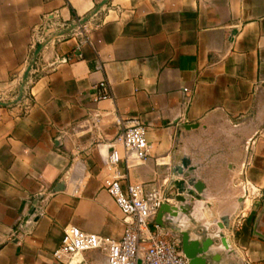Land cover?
I'll return each instance as SVG.
<instances>
[{
    "label": "crops",
    "instance_id": "0c3cea01",
    "mask_svg": "<svg viewBox=\"0 0 264 264\" xmlns=\"http://www.w3.org/2000/svg\"><path fill=\"white\" fill-rule=\"evenodd\" d=\"M101 1L0 0V90L23 77L33 34L46 40L21 99H0V264H64L53 253L67 226L122 236L103 158L134 122L152 153L128 170L118 165L122 189L169 182L171 168L189 159L204 189L184 216L186 232L202 239L197 210L213 215L204 229L228 216L237 256L216 252L214 264H264V0H108L85 23L86 39L77 36ZM102 81L110 96L94 101ZM92 112L102 116L96 129ZM242 179L260 192L247 207ZM39 197L38 220L12 238ZM80 259L105 263L98 251Z\"/></svg>",
    "mask_w": 264,
    "mask_h": 264
},
{
    "label": "built area",
    "instance_id": "2783aa9c",
    "mask_svg": "<svg viewBox=\"0 0 264 264\" xmlns=\"http://www.w3.org/2000/svg\"><path fill=\"white\" fill-rule=\"evenodd\" d=\"M87 32L86 24L79 26L76 31L77 36L84 39ZM45 42V37L35 32L31 47L34 49L38 45L44 46ZM71 60L72 57L63 58L60 62L68 63ZM100 68L98 66V69ZM96 89L94 101L110 96L105 81L100 82ZM182 93L184 103L188 104L189 90L183 88ZM88 121L92 128L96 129L102 122V116L98 112H92ZM151 153L145 127L136 122L122 127L120 133L108 143L107 153L103 158V165L112 174L104 180L103 187L123 215L125 228L122 236L119 239L103 238L82 232L75 226H67L63 229L60 246L53 253L54 259L64 264H88L80 259L82 254L98 251L105 257L104 264H189L182 250L181 235L155 223L160 206L163 203L171 205L174 201V191L166 192L168 182L164 181L160 186L151 187L127 184L126 188L122 189L125 176L119 175L118 165L122 162L128 170L133 161L145 162L151 157ZM238 188L243 203L260 197L259 190L246 180L241 181ZM22 235L19 228L10 233V236L17 240L22 238ZM76 258L79 260L74 261Z\"/></svg>",
    "mask_w": 264,
    "mask_h": 264
},
{
    "label": "water",
    "instance_id": "95a60500",
    "mask_svg": "<svg viewBox=\"0 0 264 264\" xmlns=\"http://www.w3.org/2000/svg\"><path fill=\"white\" fill-rule=\"evenodd\" d=\"M108 0H102L91 14L79 21V25L85 24L89 18L97 14L99 10L107 4ZM43 48L42 45H38L33 53V58L28 65L26 71L22 77V84L18 90V101L21 99L29 72L31 67ZM0 106H6L5 103H0ZM194 128V126H188L186 129ZM194 167L191 165L190 160L182 158L179 164L174 165L171 168V174L173 178L168 182L166 192L169 190L174 191V201L176 205H170L163 203L155 218V223L172 232L179 233L181 235V245L183 253L189 261V264H214L217 261L218 255L215 257L216 252L229 253L231 257L236 258V253L231 247V242L227 235L229 230L230 219L228 216H223L219 219L216 226V232L213 235L207 233V228L202 230L200 238L202 241L192 240L188 232L187 227H183L184 216L191 213V204L194 200L201 201L203 197L204 185L201 182H196L193 177ZM63 187L58 188L56 191L62 190ZM40 198L33 201L27 215L19 224V229L22 231H29L33 224L38 220L41 213V207L39 206ZM181 222L182 226H176ZM183 227V228H182ZM218 243V246L214 249V243ZM213 251V252H212ZM213 253V256H212Z\"/></svg>",
    "mask_w": 264,
    "mask_h": 264
},
{
    "label": "rangeland",
    "instance_id": "374dc122",
    "mask_svg": "<svg viewBox=\"0 0 264 264\" xmlns=\"http://www.w3.org/2000/svg\"><path fill=\"white\" fill-rule=\"evenodd\" d=\"M32 54L29 56V61L28 63L30 64V61L32 60ZM16 80V82L14 83V85L12 84L10 87L9 85L14 82ZM22 84V77H20V75H18L15 78H11L9 79L7 82H5V86L2 87V90H0V99L3 100L1 102H6L9 100V98H11L12 96H14L15 94L18 93L19 87ZM242 182L244 181L243 179L241 180ZM241 181L237 182V186L241 183ZM239 189V188H238ZM250 204V201L247 200L246 201V207ZM206 219L205 218H201V220L199 221V228H201L202 230H205L204 228L201 227L202 224L206 223ZM201 230V231H202ZM216 226L214 223H211V225L209 226L207 233L210 235L215 234L216 232Z\"/></svg>",
    "mask_w": 264,
    "mask_h": 264
},
{
    "label": "bare ground",
    "instance_id": "6f19581e",
    "mask_svg": "<svg viewBox=\"0 0 264 264\" xmlns=\"http://www.w3.org/2000/svg\"><path fill=\"white\" fill-rule=\"evenodd\" d=\"M196 216H201V218H205L206 221H209L213 215L210 213H206L205 211H200V210H197L196 213H195Z\"/></svg>",
    "mask_w": 264,
    "mask_h": 264
},
{
    "label": "flooded vegetation",
    "instance_id": "af4514ba",
    "mask_svg": "<svg viewBox=\"0 0 264 264\" xmlns=\"http://www.w3.org/2000/svg\"><path fill=\"white\" fill-rule=\"evenodd\" d=\"M181 224V222H179L177 225H180ZM180 226H182V224L180 225ZM183 227L185 228V227H187V224H186V221L184 220V222H183ZM182 227V228H183ZM201 232V231H200ZM202 241V239L200 240V242Z\"/></svg>",
    "mask_w": 264,
    "mask_h": 264
}]
</instances>
